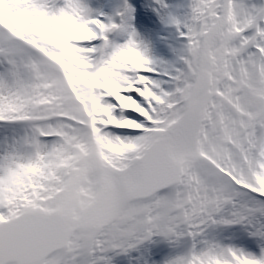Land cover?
<instances>
[{"label":"snow or ice","instance_id":"obj_1","mask_svg":"<svg viewBox=\"0 0 264 264\" xmlns=\"http://www.w3.org/2000/svg\"><path fill=\"white\" fill-rule=\"evenodd\" d=\"M0 264H264V0H0Z\"/></svg>","mask_w":264,"mask_h":264}]
</instances>
